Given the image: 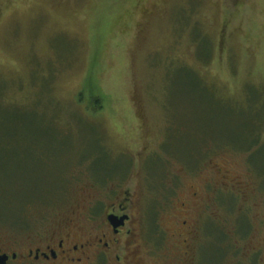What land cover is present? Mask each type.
I'll list each match as a JSON object with an SVG mask.
<instances>
[{
    "label": "rangeland",
    "instance_id": "374dc122",
    "mask_svg": "<svg viewBox=\"0 0 264 264\" xmlns=\"http://www.w3.org/2000/svg\"><path fill=\"white\" fill-rule=\"evenodd\" d=\"M263 173L264 0H0L2 252L120 204L165 264H264Z\"/></svg>",
    "mask_w": 264,
    "mask_h": 264
},
{
    "label": "flooded vegetation",
    "instance_id": "af4514ba",
    "mask_svg": "<svg viewBox=\"0 0 264 264\" xmlns=\"http://www.w3.org/2000/svg\"><path fill=\"white\" fill-rule=\"evenodd\" d=\"M183 206L185 209L186 204ZM130 221L131 215L125 206L113 205L104 224L93 231L58 234L52 238V243L23 246L17 252L0 250V257L6 258L4 264H165L169 259L167 254L165 259L161 258L160 246L145 247L138 243L135 230L127 229ZM175 225L179 237L185 233V238L189 239L198 231L197 225L187 220L177 219ZM184 242L181 248L188 246V240Z\"/></svg>",
    "mask_w": 264,
    "mask_h": 264
},
{
    "label": "trees",
    "instance_id": "16d2710c",
    "mask_svg": "<svg viewBox=\"0 0 264 264\" xmlns=\"http://www.w3.org/2000/svg\"><path fill=\"white\" fill-rule=\"evenodd\" d=\"M217 99V103L220 105H223V106H228V107H231V106H233V105H229V104H227V103H225L224 101H222V100H219L218 98H216ZM20 109L22 110V111H24V112H26V109L25 108H22V107H20ZM252 110H255V108H253ZM13 117V116H12ZM11 117V118H12ZM260 118V117H259ZM257 121H258V117L253 121V120H251V122H250V124L253 126V127H257L258 128V123H257ZM55 121H51L50 123H45L46 125H47V127H51L52 128V125H55V123H54ZM256 132V131H255ZM212 141V142H214L213 140H211V139H208L206 142H205V144H204V147L206 146V145H208L207 143H208V141ZM254 142V144H253V146H251V149H256V148H258V147H260V145H259V143H260V141H259V137L255 140V141H253ZM259 142V143H258ZM24 143H25V140L23 139V138H21L20 140H19V143L17 144V146H20V145H24ZM214 143H216V142H214ZM219 145H221V144H223V143H219V142H217ZM8 146H10L11 148H16V144H15V142H11V143H9V145ZM202 147V146H201ZM207 147V146H206ZM220 148H224V146H219ZM225 147H229V144H225ZM202 149V152H203V147L201 148ZM44 150L45 149H40L39 151H38V147L36 146V152H37V160L38 159H40L41 161H43V159L45 158V153H44ZM46 165V164H45ZM264 174V173H263ZM29 202H33V200L32 201H29ZM26 203H28V201L26 202ZM26 203H24L22 206H25V204ZM27 205V204H26Z\"/></svg>",
    "mask_w": 264,
    "mask_h": 264
},
{
    "label": "water",
    "instance_id": "95a60500",
    "mask_svg": "<svg viewBox=\"0 0 264 264\" xmlns=\"http://www.w3.org/2000/svg\"><path fill=\"white\" fill-rule=\"evenodd\" d=\"M122 220H124V218ZM5 260H6L5 257H0V264H4L5 263Z\"/></svg>",
    "mask_w": 264,
    "mask_h": 264
}]
</instances>
